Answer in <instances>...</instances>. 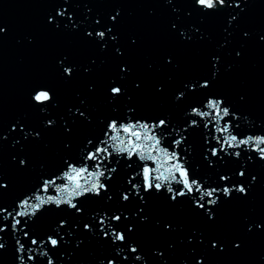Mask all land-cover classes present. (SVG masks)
I'll return each instance as SVG.
<instances>
[{
    "label": "water",
    "instance_id": "95a60500",
    "mask_svg": "<svg viewBox=\"0 0 264 264\" xmlns=\"http://www.w3.org/2000/svg\"><path fill=\"white\" fill-rule=\"evenodd\" d=\"M61 10H66L63 17ZM0 29L3 206L11 210L44 179L63 177L68 163L93 173L106 168L100 182L107 186L100 195L73 199L82 212L50 203L35 216L21 218L18 227L29 220V237L10 228L0 232L6 245L0 264H20L17 239L25 243L19 254L23 264H48L39 245L27 241L32 235L60 240L56 248L41 249L48 250L52 264H264V160L254 142L264 137V0H227L214 12L195 0H0ZM98 31L107 33L105 39L96 37ZM66 67H72L71 76ZM205 80L210 86L201 88ZM40 87L52 92L51 103L32 99ZM113 87L122 94H113ZM209 97L224 101L220 107H228L229 116L221 119L207 108ZM194 108L210 114L198 115ZM114 119L118 126H136L132 130L140 133L139 141L122 128L120 137L125 144H142L144 151L153 141H145L137 125L147 123L148 134L161 141L151 152L158 161L117 152L113 144L118 142L110 140L115 133L108 130ZM160 119L168 121L167 127L153 129ZM225 126L228 131L218 130ZM230 135L254 140L230 147ZM102 140L108 145H100ZM97 146H107L111 155L101 152L106 159L84 160ZM163 151L175 152L181 164L186 157L184 167L205 188H223L220 177L228 175V187L242 184L247 191L220 192L215 206L202 201L204 209L192 197L173 201L166 183L144 192L146 166L155 177L167 175L168 166L176 163ZM88 172L85 177L93 181ZM129 179L141 186L139 195ZM68 183L56 180L59 186ZM171 186L177 192L182 188L175 181ZM203 191L192 194L198 199ZM40 194L59 195L55 188ZM105 214L121 216L108 225L123 231L125 242H113L108 225L103 227L109 236H104L99 219ZM61 221L67 224L60 227ZM28 248L36 261L28 260Z\"/></svg>",
    "mask_w": 264,
    "mask_h": 264
},
{
    "label": "snow or ice",
    "instance_id": "6c2138e0",
    "mask_svg": "<svg viewBox=\"0 0 264 264\" xmlns=\"http://www.w3.org/2000/svg\"><path fill=\"white\" fill-rule=\"evenodd\" d=\"M195 3L197 5H199L200 7L204 8L205 10H210V11L214 12L217 10L218 6H224L227 3V0H195ZM65 12H66V10H61L58 12V15L63 17V16H65ZM112 19L115 20L116 17L113 16ZM233 19H235V18H233ZM0 31H3V29H0ZM88 35L92 36V33L89 32ZM95 35L100 40H103V39H105L107 33L105 31H98L95 33ZM64 72L67 75L71 76L73 69H72V67H66L64 69ZM209 86L210 85H209V82L207 80H205L200 85L201 88H207ZM192 87L194 90L195 85H193ZM111 91L113 94L119 95V94H122L123 90L120 87H113L111 89ZM181 95H183V94H181ZM32 99L34 101H40V102L47 101V102L51 103L53 100V94L51 91L46 90L44 87H40L38 93L35 94L32 97ZM207 100H208V103H207L206 107L209 109H215L217 117L222 119L223 117L229 116L228 107H224L223 109H221V107H220L221 104L224 103V101L212 99L211 97H209ZM44 104H48V103H41L39 105H44ZM193 110L196 111L198 115H209L210 114V113H206V112H200L198 109H195V108ZM232 115L234 116L233 113H232ZM116 122H117V120H115V122L111 121L108 124V130L110 129L112 132L115 133V135L110 136V140L113 142H118V143L113 144V148H115V150L117 152L127 153L129 157H132V156L136 155L137 153H139V156L142 160L158 161V157L151 155V152L156 146L160 145L161 141L159 139H157L156 136L148 134L149 133V125L147 123L137 125L145 133L144 140L153 141V145L147 149V154H146L145 151L143 150L144 146L142 144L134 143V142H130L128 144H125L124 140L120 139V131L122 128V130L126 133L131 132L132 136H134L136 138V140L139 141L141 138L140 133L132 130V128L136 127V126H127V127H124L122 125L118 126V124ZM52 123H53L52 121H49V124H52ZM194 123H195L194 120L191 121L190 126ZM167 125H168L167 120L160 119L158 124L152 123L151 127L153 129H157V128H161V127H167ZM218 130L228 131V127L225 126L223 129H218ZM146 133H147V135H146ZM108 135H109V132H106L105 136H108ZM181 139H185V138L181 137ZM253 140H254L253 137H248L247 139H239L238 140L235 135H230L228 137L227 143L229 144L230 147L233 144H235L236 147H240V145H248V144L252 143ZM254 142L256 144L257 150L261 153L260 159L264 160V148L259 147L261 144H264V137L255 138ZM89 143H91V141H89ZM175 143L177 145H179L180 141L176 140ZM100 145H108V140H102L100 142ZM222 150H223V145H221V151ZM209 151H210V154L212 157H218L219 158V155L215 149H210ZM101 152L107 153V155H111V153L108 152L107 146H105L103 148L101 146H97L93 151L87 152V155L84 156L83 159L84 160H89V159L103 160V159H106V156L101 157V155H100ZM230 154L234 155L235 157H240V155H241L240 152H233ZM163 156L166 157L167 160H169V161H176V163L168 166V168L166 170L167 175L160 173L159 175H157L155 177L152 175L153 170L150 167L146 166L143 169L144 182H143L142 188H143L144 192H149L153 188L156 190H160L162 188V184L166 183L167 184V192L171 193V199L173 201L177 200L178 197L179 198L192 197V201L195 204V206L200 208V209H204L205 203H202V201H206L207 205L215 206L219 201L218 193H220V192H222L225 196H231L233 191H238L240 193H246V191H247L245 186L242 184L239 186L233 185L232 187H228L227 183L231 179V177L228 175H223L220 177V180L225 183V186L223 188H219V187L205 188L204 184H202L198 180L192 178V174H190V172L188 170L189 168L184 167V164H186V162H187L186 157L184 158L183 164H181L179 162L180 157L177 156L175 152L169 154V152L163 151ZM20 163H21V165H25L26 161L21 160ZM159 166L163 167L164 165L160 164ZM67 168L69 169V171L64 172L63 177L55 176V179H44L42 185L40 184L39 186H37L35 188V190L32 191L31 195H25L22 199H20L15 204V206L11 207V210H9V207L3 206L2 199H0V216H2V219H0V232L4 233V232L8 231L10 228L12 232L20 231L23 233L24 237H29V233H30V230H28V221L29 220L23 219V227H18L21 225V222H22L21 218H25V217H29V216H35L37 211L39 209H41V207L43 205L50 204V203H54L57 206H59L61 204H67L71 209H74L77 212H82L83 209L79 208L77 203H73L74 198L86 196L89 193L95 194V195H100L102 191L107 190V186L103 182H100V176L105 177L106 168H104V172H96V173L88 172V169L86 167L77 168V167L73 166L72 163H68ZM108 171L115 172L116 169L113 168V169L108 170ZM156 171L159 172V167L156 169ZM86 172H88V176H94L95 179L93 181H89L84 175ZM177 174H179V179H177ZM245 175H246L245 171L241 170L239 172L240 177H244ZM57 179H66L69 183L64 185V186H59L56 184ZM81 179H84L83 184L80 182ZM153 181H157V182L154 183ZM172 181H175L178 185H182V188L180 191L177 192L176 189H174L171 186ZM128 183L132 185V187L135 189L137 195H139V193L141 191V186H137V185L133 184L131 179L128 180ZM69 185H71V187H69ZM0 188H7V185L6 184H0ZM50 188H55L56 191L59 193V195L54 197V196H48V195H41L40 194L41 192L47 193ZM201 188H204V191L197 199L196 198L197 196H195L192 193L194 192V190H195V192H200ZM209 188L211 189L210 191H209ZM189 194H192V195H189ZM205 197H209V199L206 200ZM122 198H123V200H128L129 195L124 194ZM4 213H6V215H3ZM209 215H211L210 209H209ZM9 218H11L10 221H9ZM105 220L107 221V223H105ZM109 220L119 222L121 220V216L115 215V216L107 217V214H105V217H101L99 219V224L102 226L101 231L104 232L105 237L109 236V232L105 231L103 226L108 225ZM66 224H67V221H61L60 227H63ZM84 227L87 230H91L90 224H85ZM108 227L111 228V239L113 240V242H116V241L125 242L127 240V236L123 231H117L115 229V227L112 225H108ZM25 229H27V230H25ZM35 237L36 236L32 235L31 238L28 239L27 241H29L33 245H39L38 250L40 252V255L48 256L49 257L48 258V264H52V258L48 255V250L46 249V250L41 251V249H45V247L49 244L51 245L52 248H56L60 245V240L57 239L55 235H48L46 240L37 239ZM3 239H4V237L0 236V241H3ZM15 244L17 245L15 247V252L17 254L16 259L18 261H20V264H23L24 256L19 255V254L25 252V243H21V241L19 239H17L15 241ZM5 247H6V245L3 242H0V252H3ZM33 251L34 250L32 248L27 249L29 261H33V260L36 261V257L32 255ZM130 251L133 253H136L137 248L131 247ZM137 259H140V257H137ZM109 264H114V262L110 261Z\"/></svg>",
    "mask_w": 264,
    "mask_h": 264
},
{
    "label": "clouds",
    "instance_id": "9594fccd",
    "mask_svg": "<svg viewBox=\"0 0 264 264\" xmlns=\"http://www.w3.org/2000/svg\"><path fill=\"white\" fill-rule=\"evenodd\" d=\"M113 122H115V120H112ZM146 135H147V133H146ZM120 139H122L121 137H120ZM145 141H147V140H145ZM145 151H147V149H145Z\"/></svg>",
    "mask_w": 264,
    "mask_h": 264
}]
</instances>
